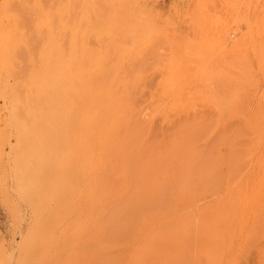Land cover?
Here are the masks:
<instances>
[{
  "label": "rangeland",
  "instance_id": "1",
  "mask_svg": "<svg viewBox=\"0 0 264 264\" xmlns=\"http://www.w3.org/2000/svg\"><path fill=\"white\" fill-rule=\"evenodd\" d=\"M36 2L0 0V264H264V0Z\"/></svg>",
  "mask_w": 264,
  "mask_h": 264
},
{
  "label": "bare ground",
  "instance_id": "2",
  "mask_svg": "<svg viewBox=\"0 0 264 264\" xmlns=\"http://www.w3.org/2000/svg\"><path fill=\"white\" fill-rule=\"evenodd\" d=\"M9 1H10V0H9ZM24 1H25V0H24ZM29 1H30V0H29ZM41 1H42V0H41ZM31 2H32V1H31ZM31 2H30V3H31ZM35 2H36V0H35ZM43 2H44V1H43ZM43 2H42V3H43ZM52 2H53V1H52ZM38 3H39V1H38ZM36 4H37V2H36ZM34 5H35V4H34ZM37 5H38V4H37ZM1 6H3V5H1ZM3 7H4V6H3ZM3 7H2V8H3ZM37 7H38V6H37ZM2 8H1V9H2ZM39 8H40V7H39ZM28 9H29V8H28ZM3 10H4V9H3ZM40 10H42V8H41ZM4 12H5V11H4ZM14 12H15V11H14ZM47 12H48V11H47ZM54 13H55V12H54ZM65 13H66V12H65ZM0 14H1V13H0ZM55 14H56V13H55ZM38 15H39V14H38ZM45 15H46V14H45ZM26 16H27V15H26ZM62 16H63V15H62ZM56 18H57V17H56ZM7 19H8V18H7ZM57 19H58V18H57ZM1 20H2V19H1ZM8 20H9V19H8ZM4 21H5V20H4ZM8 22H9V21H8ZM8 22H7V23H8ZM58 22H59V19H58ZM2 23H3V21H2ZM16 23H17V22H15V24H16ZM5 24H6V23H5ZM8 24H9V23H8ZM58 24H59V23H58ZM3 26H4V28H6V25L3 24ZM12 26H13V25H12ZM24 26H25V25H24ZM25 27H27V26H25ZM1 28H2V27H1ZM4 28H3V29H4ZM12 28H13V27H12ZM8 29H9V28H7V29H5V30L7 31ZM9 30H10V29H9ZM12 30H13V29H12ZM17 30H18V29H17ZM2 31H3V30H2ZM18 31H19V30H18ZM67 31H68V30H67ZM4 32H5V31H4ZM7 32H8V31H7ZM7 32H5V33H7ZM11 32H12V31H11ZM62 32H63V31H62ZM14 33H15V31L13 32V34H14ZM16 33H17V32H16ZM64 33H65V32H64ZM66 33H67V32H66ZM13 34H12V35H13ZM48 34H49V33H48ZM48 34H47V35H48ZM228 34H229V33H228ZM8 35H9V33H8ZM8 35H7V36H8ZM12 35H11V36H12ZM47 35H46V36H47ZM55 35H56V34H55ZM226 35H227V34H226ZM2 36H4V33H3ZM7 36H5V37L8 38ZM9 36H10V35H9ZM15 36H16V35H15ZM15 36H14V40H15ZM49 36H51V35L49 34ZM49 36H48V37H49ZM59 38H60V37H59ZM9 39H11V37H10ZM16 39H17V38H16ZM20 39H21V38H20ZM38 39H39V38H38ZM46 39H47V38H46ZM219 39H221V38L219 37ZM229 39H230V38H229ZM5 40H6V39H5ZM50 42H51V41H50ZM12 43H13V42H12ZM51 43H52V42H51ZM51 43H48V44L50 45ZM61 43H62V42H61ZM69 43H70V42H69ZM48 44H46V46H47ZM54 44H55V43H54ZM1 45H2V44H1ZM1 45H0V46H1ZM7 45H9V44H7ZM49 45H48L47 47H49ZM61 45H62V44H61ZM50 46H51V48H52V44H51ZM1 47H3V46H1ZM5 47H6V45H5ZM65 47H66V46H65ZM70 47H72V46H70ZM80 48H81V47H80ZM3 49H4V48H3ZM8 49H10V47H9ZM22 49H23V48H22ZM24 49H25V48H24ZM47 49H48V48H47ZM47 49H46V50H47ZM49 49H50V48H49ZM69 49H71V48H69ZM4 50H5V49H4ZM2 51H3V50H2ZM52 51H53V50L51 49V52H52ZM4 52H5V51H4ZM4 52H3V53H4ZM6 52H7V50H6ZM6 52H5V53H6ZM47 52L49 53V50H48ZM48 53H47V56L49 55ZM58 53H60V52H58ZM7 54H8V53H7ZM7 54H6V55H7ZM68 54H70V53H68ZM68 54H67V55H68ZM7 56H8V55H7ZM7 56H5V57H7ZM47 56H46V58L49 59V57H47ZM49 56H50V55H49ZM58 56H59V55H58ZM42 57H43V56H42ZM67 57H68V56H67ZM7 59H8V57H7ZM9 59H10V58H9ZM36 59H37V58H36ZM53 60H54V59H53ZM7 61H8V60H7ZM37 61H38V60H37ZM48 61H49V60H48ZM57 61H58V60H57ZM76 61H77V60H76ZM76 61H75V62H76ZM58 62H59V61H58ZM68 62H69V61H68ZM68 62H67V63H68ZM1 63H2V60H1ZM53 63H54V62H53ZM65 64H66V63H65ZM79 64H80V63H79ZM8 65H9V64H8ZM44 65H45V64H44ZM44 65H43V66H44ZM48 65H49V64L46 63V67H47ZM56 65H57V64H56ZM62 65H63V64H62ZM69 65H70V64H69ZM71 65H72V63H71ZM73 65H74V64H73ZM5 66H6V65H5ZM10 66H11V65H10ZM7 67H8V66H7ZM46 67H45V69H47ZM48 67H49V66H48ZM60 67H62V66H60ZM60 67H59V68H60ZM68 67H69V66H68ZM72 67H73V66H72ZM75 67H76V66H75ZM49 68H50V67H49ZM62 68H64V67H62ZM65 68H67V67H65ZM65 68H64V69H65ZM77 68H78V67H77ZM77 68H76V69H77ZM5 69H6V68H5ZM21 69H22V68H21ZM76 69H75V70H76ZM42 70L46 72V70H44V69H42ZM47 70H48V69H47ZM67 70H68V69H67ZM67 70H66V71H67ZM2 71H3V70H2ZM39 71H40V70H39ZM39 71H38V72H39ZM55 71H56V70H54V72H55ZM70 71H72V70H70ZM68 72H69V70H68ZM66 73H67V72H66ZM46 74H47V73H46ZM64 74H65V73H64ZM73 74H74V73H73ZM7 75H9V74H7ZM37 75H38V73H37ZM56 75H57V74H56ZM0 76H1V72H0ZM39 76H40V75H39ZM54 76H55V75H53V77H54ZM1 77H3V76H1ZM8 77H9V76H7V79H8ZM43 77H44V75H43ZM65 79H66V77H65ZM67 79H68V78H67ZM67 79H66V80H67ZM71 80H72V79H71ZM0 81H1V80H0ZM68 81H70V80L68 79ZM3 82H5V81L3 80ZM3 82H2V83H3ZM35 82H36V80H35ZM2 83H0V84H2ZM3 84H4V83H3ZM76 84H77V83H76ZM6 85H7V84H6ZM20 85H21V84H20ZM31 85H32V83H31ZM11 86H12V85H10V87H11ZM40 86H41V85H40ZM40 86H39V87H40ZM2 87H3V86H2ZM6 87H8V86H6ZM14 87H15V86H14ZM44 88H45V87H44ZM8 89H9V88H8ZM10 89H11V88H10ZM12 89H13V88H12ZM36 89H37V91L39 92L38 88H36ZM13 90H14V89H13ZM78 90H79V89H78ZM9 91H10V90H9ZM67 91L69 92V90H67ZM5 92H6V91H5ZM12 92H13V91H12ZM15 92H16V91H15ZM64 92H65V91H64ZM72 92H73V91H72ZM79 92H80V91H79ZM107 92H108V91H107ZM62 93H63V92H62ZM104 93H106V92H104ZM5 94H6V93H5ZM8 94H9V93H8ZM37 94H38V93H37ZM39 94H40V93H39ZM63 94H64V93H63ZM11 95H12V93H11ZM50 95H51V93H50ZM66 95H68V93L65 94L64 96H66ZM106 95H107V94H106ZM117 95H118V94H117ZM6 96H8V95H6ZM75 96H76V95H75ZM86 96H87V94H86ZM1 97H2V96H1ZM20 97H21V96H20ZM36 97H37V96H36ZM70 97H71V96H70ZM84 97H85V95H84ZM97 97H98V96H97ZM108 97H110V96H108ZM122 97H124V96H122ZM9 98H10V97H9ZM18 98H19V97H18ZM39 98H40V95H39ZM4 99H5V98H4ZM10 99H11V98H10ZM13 99H14V97H13L11 100L13 101ZM81 99H82V98H81ZM85 99H86V98H85ZM90 99H91V98H90ZM104 99H107V98L104 97ZM123 99H124V98H123ZM8 100H9V99H8ZM8 100H7V101H8ZM59 100H60V99H59ZM64 100H66V99L63 98L62 101H64ZM76 100H77V99H76ZM76 100H75V101H76ZM7 101H6V102H7ZM15 101L17 102L18 100L15 99ZM87 101H89V100H87ZM116 101H117V100H116ZM6 102H5V103H6ZM8 102H9V101H8ZM10 102H11V101H10ZM26 102H27V101H26ZM50 102H51V101H50ZM50 102L48 101V103H50ZM66 102H67V100H66ZM66 102H65V104H66ZM5 103H4V105H5ZM92 103H93V101H92ZM102 103L104 104V101H103ZM13 104H14V103H13ZM27 104H28V103H27ZM75 104H76V103H75ZM87 104H88V103H87ZM95 104H96V103H95ZM59 105H60V104H59ZM84 105H85V104H84ZM88 105H89V104H88ZM101 105H102V104H101ZM18 106H20V105H18ZM24 106L26 107L25 104H24ZM48 106H49V105H48ZM64 106H65V105H64ZM7 107H8V106H7ZM9 107L11 108V106H9ZM12 107H14V106H12ZM38 107H39V106H38ZM49 107H50V106H49ZM60 107H62V106H60ZM80 107H81V105H80ZM86 107H88V106H86ZM104 107H107V105L104 106ZM58 108H59V106H57V109H58ZM19 109H20V108H19ZM23 109H24V108H23ZM23 109H22V111H23ZM49 109H50V108H49ZM61 109H64V108H61ZM58 110H60V109H58ZM26 111H27V110H26ZM49 111H50V110H49ZM60 111H62V110H60ZM65 111H66V108H65ZM76 111H77V110H76ZM9 112H10V111H9ZM47 112H48V111H47ZM84 112H85V111H84ZM25 113H26V112H25ZM28 113H30V112L28 111ZM44 113H45V112H44ZM59 113H60V112H59ZM82 113H83V111H82ZM140 113H141V112H140ZM14 114H15V113H14ZM49 114H50V113H49ZM73 114H74V111H73ZM24 115H25V114H24ZM26 115H27V114H26ZM28 115H29V114H28ZM85 115H86V114H85ZM11 116H12V115H11ZM44 116H45V115H44ZM104 116H105V115H104ZM13 117H14V116H12V118H13ZM15 117H16V116H15ZM28 117H31V116H28ZM28 117H27V118H28ZM42 117H43V114H42ZM45 117H46V116H45ZM10 118H11V117H10ZM10 118H9V119H10ZM27 118H26V119H27ZM31 118H32V117H31ZM46 118H47V117H46ZM83 118H84V116H83ZM13 119H15V118H13ZM101 119H102V118H101ZM11 120H12V119H11ZM45 120H46V119H45ZM88 120H89V119H88ZM12 121H14V120H12ZM84 122H85V121H84ZM10 123H11V121H10ZM98 123H100V121H99ZM12 124H13V123H12ZM16 124H17V122H16L15 124H13V125H16ZM20 124H21V126H22L23 123H20ZM20 124H17V126H18V125L20 126ZM100 124H102V122H101ZM13 125H12V126H13ZM17 126H16V127H17ZM19 126H18V128H19ZM21 126H20V127H21ZM50 126H51V125H50ZM22 127H23V126H22ZM22 127H21V129H22ZM18 128H16V129H18ZM52 131H53V130H52ZM17 132H18V130H17ZM55 135H57V134H55ZM107 137H108V136H107ZM95 142H96V141H95ZM97 145H98V144H97ZM97 145H95V147H97ZM84 153H85V152H84ZM102 155H103V154H102ZM96 162H97V161H96ZM81 164H82V163H81ZM97 164H98V163H97ZM104 165H105V164H104ZM98 171H99V170H98ZM99 175H100V173H99ZM107 178H108V177H107Z\"/></svg>",
  "mask_w": 264,
  "mask_h": 264
}]
</instances>
